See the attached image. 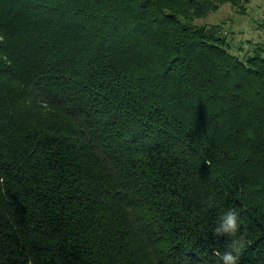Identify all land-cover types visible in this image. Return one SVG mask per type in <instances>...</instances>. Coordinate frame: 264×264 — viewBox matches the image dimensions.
Instances as JSON below:
<instances>
[{
  "label": "trees",
  "instance_id": "trees-1",
  "mask_svg": "<svg viewBox=\"0 0 264 264\" xmlns=\"http://www.w3.org/2000/svg\"><path fill=\"white\" fill-rule=\"evenodd\" d=\"M240 0H0V264H264V48Z\"/></svg>",
  "mask_w": 264,
  "mask_h": 264
},
{
  "label": "rangeland",
  "instance_id": "rangeland-1",
  "mask_svg": "<svg viewBox=\"0 0 264 264\" xmlns=\"http://www.w3.org/2000/svg\"><path fill=\"white\" fill-rule=\"evenodd\" d=\"M240 7L235 10L224 4L197 22L199 25L221 24L232 48L230 52L238 57L251 46L264 48V0H240Z\"/></svg>",
  "mask_w": 264,
  "mask_h": 264
},
{
  "label": "clouds",
  "instance_id": "clouds-1",
  "mask_svg": "<svg viewBox=\"0 0 264 264\" xmlns=\"http://www.w3.org/2000/svg\"><path fill=\"white\" fill-rule=\"evenodd\" d=\"M3 182L4 178L0 177V184H3ZM238 221L239 216L237 211L230 209L224 213L220 224L214 230V233L217 236L226 234L227 236L237 237L229 244L228 251H225L223 254H220L219 252L216 253V255L220 257L223 264H237V261L240 258L241 250L245 246V235L240 233L239 236H237L240 231V224Z\"/></svg>",
  "mask_w": 264,
  "mask_h": 264
}]
</instances>
